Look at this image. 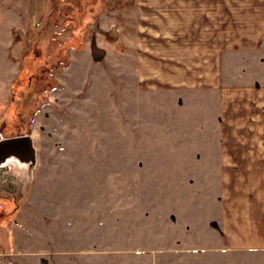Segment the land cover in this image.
Segmentation results:
<instances>
[{
	"label": "rangeland",
	"instance_id": "1",
	"mask_svg": "<svg viewBox=\"0 0 264 264\" xmlns=\"http://www.w3.org/2000/svg\"><path fill=\"white\" fill-rule=\"evenodd\" d=\"M132 2L0 0V264H264L217 249L206 95L139 86Z\"/></svg>",
	"mask_w": 264,
	"mask_h": 264
},
{
	"label": "crops",
	"instance_id": "2",
	"mask_svg": "<svg viewBox=\"0 0 264 264\" xmlns=\"http://www.w3.org/2000/svg\"><path fill=\"white\" fill-rule=\"evenodd\" d=\"M128 15L139 86L206 95L217 249L264 250V0H133Z\"/></svg>",
	"mask_w": 264,
	"mask_h": 264
},
{
	"label": "water",
	"instance_id": "3",
	"mask_svg": "<svg viewBox=\"0 0 264 264\" xmlns=\"http://www.w3.org/2000/svg\"><path fill=\"white\" fill-rule=\"evenodd\" d=\"M7 141L10 144L14 145L16 147V150H18L21 147V146H19L20 144L25 143L27 141L28 142L30 141V136L28 134H26V135L13 136V137L7 138ZM25 146L27 147L29 154H32V152H31V148H32L31 145H28L29 147L27 145H25ZM31 158H30V162H34V156H33V154H32V157Z\"/></svg>",
	"mask_w": 264,
	"mask_h": 264
}]
</instances>
